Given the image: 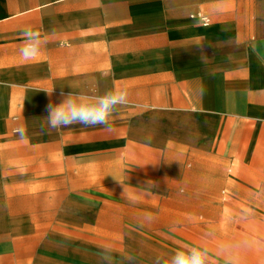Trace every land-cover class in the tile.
Masks as SVG:
<instances>
[{"label": "crops", "instance_id": "0c3cea01", "mask_svg": "<svg viewBox=\"0 0 264 264\" xmlns=\"http://www.w3.org/2000/svg\"><path fill=\"white\" fill-rule=\"evenodd\" d=\"M29 26L49 41L23 62ZM113 89L110 131L48 128L61 92ZM148 181L183 185L186 223L200 209L264 264V0H0V264H59L50 238L105 231L106 202L151 211Z\"/></svg>", "mask_w": 264, "mask_h": 264}, {"label": "rangeland", "instance_id": "374dc122", "mask_svg": "<svg viewBox=\"0 0 264 264\" xmlns=\"http://www.w3.org/2000/svg\"><path fill=\"white\" fill-rule=\"evenodd\" d=\"M164 178L168 179V174ZM143 186L154 190L153 196H157L154 201L145 202L154 209L138 211L115 205L110 208L112 203L106 202L97 210L94 219L96 228L105 231L86 232L66 226L59 234L63 239L50 238L49 258L58 260L59 264H104L100 253L103 246L110 245L114 264H128L124 259L128 255L135 257L133 264H154L157 256H169L184 244L207 243L214 253L211 264H223L218 263L215 252L220 245L229 244L231 240H225L216 225H203L200 209H193V225L190 226V221L186 223L190 209L183 185L173 190L169 185L145 183ZM148 214L152 216L150 221L144 219ZM49 225H56V220L50 218Z\"/></svg>", "mask_w": 264, "mask_h": 264}, {"label": "clouds", "instance_id": "9594fccd", "mask_svg": "<svg viewBox=\"0 0 264 264\" xmlns=\"http://www.w3.org/2000/svg\"><path fill=\"white\" fill-rule=\"evenodd\" d=\"M22 37L23 43L18 53L23 62L34 60L49 41L47 35L30 26L23 30ZM53 89L42 90L51 97ZM61 96L60 103L50 101L47 105L48 115L45 118L50 130L81 124L88 127L102 126L106 131H110L112 128L110 118L120 106L129 102L125 89L109 90L102 95L61 92ZM14 131L21 141H27L28 135L24 126H18ZM147 184L154 186L152 181H148ZM144 219L150 221L152 216L148 214ZM240 247L238 244H223L216 250L215 255L223 257L224 264H238L237 252ZM213 254L207 243L184 244L169 256H157L154 264H211ZM100 255L104 264H114L110 245L103 246ZM124 259L128 264H133L135 257L128 255Z\"/></svg>", "mask_w": 264, "mask_h": 264}, {"label": "built area", "instance_id": "2783aa9c", "mask_svg": "<svg viewBox=\"0 0 264 264\" xmlns=\"http://www.w3.org/2000/svg\"><path fill=\"white\" fill-rule=\"evenodd\" d=\"M199 18L201 19V21L203 23H205V24H208L209 23V19L207 17L201 15V16H199Z\"/></svg>", "mask_w": 264, "mask_h": 264}]
</instances>
